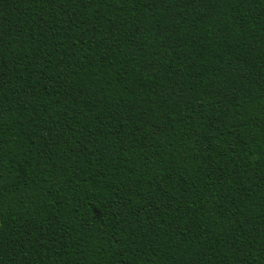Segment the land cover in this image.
<instances>
[{"label":"trees","instance_id":"1","mask_svg":"<svg viewBox=\"0 0 264 264\" xmlns=\"http://www.w3.org/2000/svg\"><path fill=\"white\" fill-rule=\"evenodd\" d=\"M0 264H264V0H0Z\"/></svg>","mask_w":264,"mask_h":264}]
</instances>
